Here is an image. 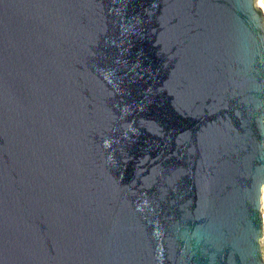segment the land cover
Instances as JSON below:
<instances>
[{
    "label": "water",
    "instance_id": "obj_1",
    "mask_svg": "<svg viewBox=\"0 0 264 264\" xmlns=\"http://www.w3.org/2000/svg\"><path fill=\"white\" fill-rule=\"evenodd\" d=\"M256 0H0V264H264Z\"/></svg>",
    "mask_w": 264,
    "mask_h": 264
},
{
    "label": "bare ground",
    "instance_id": "obj_2",
    "mask_svg": "<svg viewBox=\"0 0 264 264\" xmlns=\"http://www.w3.org/2000/svg\"><path fill=\"white\" fill-rule=\"evenodd\" d=\"M260 1H261V0H258V3H259V5L262 6L263 11H264V6L261 4ZM261 201H262V203H263L262 217L264 218V188H263V190H262Z\"/></svg>",
    "mask_w": 264,
    "mask_h": 264
},
{
    "label": "rangeland",
    "instance_id": "obj_3",
    "mask_svg": "<svg viewBox=\"0 0 264 264\" xmlns=\"http://www.w3.org/2000/svg\"><path fill=\"white\" fill-rule=\"evenodd\" d=\"M256 2H257V5H259L258 0H256ZM260 2H261V4L264 6V0H261ZM259 6L262 7L261 5H259ZM262 9H263V8H262ZM263 188H264V186H263Z\"/></svg>",
    "mask_w": 264,
    "mask_h": 264
},
{
    "label": "crops",
    "instance_id": "obj_4",
    "mask_svg": "<svg viewBox=\"0 0 264 264\" xmlns=\"http://www.w3.org/2000/svg\"><path fill=\"white\" fill-rule=\"evenodd\" d=\"M262 209H263V203H262Z\"/></svg>",
    "mask_w": 264,
    "mask_h": 264
},
{
    "label": "built area",
    "instance_id": "obj_5",
    "mask_svg": "<svg viewBox=\"0 0 264 264\" xmlns=\"http://www.w3.org/2000/svg\"><path fill=\"white\" fill-rule=\"evenodd\" d=\"M263 234H264V232H263Z\"/></svg>",
    "mask_w": 264,
    "mask_h": 264
}]
</instances>
